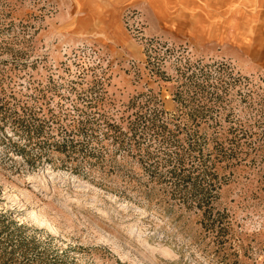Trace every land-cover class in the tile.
Masks as SVG:
<instances>
[{"label": "rangeland", "instance_id": "obj_1", "mask_svg": "<svg viewBox=\"0 0 264 264\" xmlns=\"http://www.w3.org/2000/svg\"><path fill=\"white\" fill-rule=\"evenodd\" d=\"M259 27L207 46L120 0H0V264H264Z\"/></svg>", "mask_w": 264, "mask_h": 264}, {"label": "crops", "instance_id": "obj_2", "mask_svg": "<svg viewBox=\"0 0 264 264\" xmlns=\"http://www.w3.org/2000/svg\"><path fill=\"white\" fill-rule=\"evenodd\" d=\"M120 2L141 8L152 26L177 37L189 36L198 45H223L237 41L246 46L245 38L250 35L249 28H253L252 20L255 18L257 22L253 28L257 31L260 24L264 23V0H120ZM249 13L251 15H248ZM248 16L252 19L249 20ZM257 59L262 57L259 56Z\"/></svg>", "mask_w": 264, "mask_h": 264}]
</instances>
